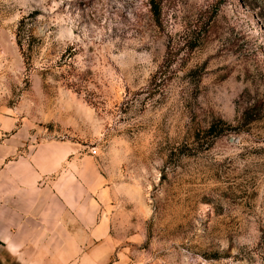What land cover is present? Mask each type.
<instances>
[{
	"label": "rangeland",
	"instance_id": "1",
	"mask_svg": "<svg viewBox=\"0 0 264 264\" xmlns=\"http://www.w3.org/2000/svg\"><path fill=\"white\" fill-rule=\"evenodd\" d=\"M161 7L0 0V167L46 142L89 159L103 264H264V0Z\"/></svg>",
	"mask_w": 264,
	"mask_h": 264
},
{
	"label": "crops",
	"instance_id": "2",
	"mask_svg": "<svg viewBox=\"0 0 264 264\" xmlns=\"http://www.w3.org/2000/svg\"><path fill=\"white\" fill-rule=\"evenodd\" d=\"M73 153L67 143L46 142L28 158L0 167V246L20 264L105 261L97 258V248L88 247L95 245L102 229L104 243L99 247L111 246L106 237L111 217L97 209L95 193H83L87 197L81 203L73 187L79 185L80 165L90 160L69 159Z\"/></svg>",
	"mask_w": 264,
	"mask_h": 264
},
{
	"label": "trees",
	"instance_id": "3",
	"mask_svg": "<svg viewBox=\"0 0 264 264\" xmlns=\"http://www.w3.org/2000/svg\"><path fill=\"white\" fill-rule=\"evenodd\" d=\"M148 6H149V11L152 15V18L156 22V24L160 25V18H161V0H148ZM211 20V16H209L205 22V25L203 28L208 25V23ZM197 45L196 38H190L184 46H186V49L188 52H191ZM169 57L165 60L164 64L159 67V69L155 72V74L152 76L151 82H153L156 85L157 80L161 79L162 74L164 73V69L168 67L172 63V60L176 58V52H169ZM161 81V80H160Z\"/></svg>",
	"mask_w": 264,
	"mask_h": 264
}]
</instances>
